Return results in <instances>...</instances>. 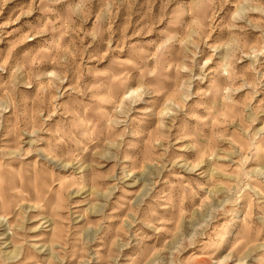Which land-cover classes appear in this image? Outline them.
<instances>
[{
	"label": "rangeland",
	"instance_id": "1",
	"mask_svg": "<svg viewBox=\"0 0 264 264\" xmlns=\"http://www.w3.org/2000/svg\"><path fill=\"white\" fill-rule=\"evenodd\" d=\"M0 264H264V0H0Z\"/></svg>",
	"mask_w": 264,
	"mask_h": 264
}]
</instances>
